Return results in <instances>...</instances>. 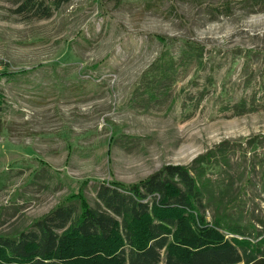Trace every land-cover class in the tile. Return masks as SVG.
<instances>
[{"label":"rangeland","instance_id":"rangeland-1","mask_svg":"<svg viewBox=\"0 0 264 264\" xmlns=\"http://www.w3.org/2000/svg\"><path fill=\"white\" fill-rule=\"evenodd\" d=\"M25 1L0 0V236L169 164L209 220L264 222V0Z\"/></svg>","mask_w":264,"mask_h":264},{"label":"trees","instance_id":"trees-1","mask_svg":"<svg viewBox=\"0 0 264 264\" xmlns=\"http://www.w3.org/2000/svg\"><path fill=\"white\" fill-rule=\"evenodd\" d=\"M17 11L48 18L52 7L26 0ZM11 76L0 73V81ZM191 170L169 164L132 185L103 184L98 208L82 204L77 216L61 206L17 238L0 236V264H264V222L251 229L221 216L209 220L205 190Z\"/></svg>","mask_w":264,"mask_h":264}]
</instances>
